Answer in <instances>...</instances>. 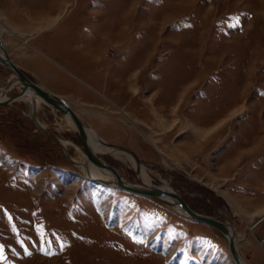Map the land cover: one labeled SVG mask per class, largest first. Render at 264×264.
Instances as JSON below:
<instances>
[{"label":"rangeland","instance_id":"rangeland-1","mask_svg":"<svg viewBox=\"0 0 264 264\" xmlns=\"http://www.w3.org/2000/svg\"><path fill=\"white\" fill-rule=\"evenodd\" d=\"M0 26L9 57L46 89L73 52H97L98 73L128 71L91 101L66 100L189 207L229 224L246 264H264V0H0ZM11 76L0 64V87ZM31 104L0 105V264H235L214 226L87 178L29 118L81 147L63 112Z\"/></svg>","mask_w":264,"mask_h":264},{"label":"bare ground","instance_id":"bare-ground-1","mask_svg":"<svg viewBox=\"0 0 264 264\" xmlns=\"http://www.w3.org/2000/svg\"><path fill=\"white\" fill-rule=\"evenodd\" d=\"M3 27V30L5 29L6 31V26L4 25H1ZM1 26H0V45L1 47L4 48V45L2 44L1 42V36H2V29H1ZM9 32H12V33H15L14 30H9ZM5 49V48H4ZM0 53H1V50H0ZM7 53V51H6ZM8 55V53H7ZM9 56V55H8ZM10 58V57H9ZM10 60L12 61V59L10 58ZM13 62V61H12ZM14 63V62H13ZM1 64V63H0ZM15 64V63H14ZM15 66L17 68L20 69V67H18L16 64ZM22 70V69H20ZM23 71V70H22ZM24 72V71H23ZM24 74L26 75V73L24 72ZM27 76V75H26ZM12 79H10L9 81L6 82V85L3 86V87H0V99H3L6 97V93H4V89L6 88L7 91L9 89H11L12 87L14 86H17V85H20L22 86V83L21 81H19L16 76H11ZM28 77V76H27ZM29 78V77H28ZM31 80V79H30ZM32 81V80H31ZM34 82V81H33ZM36 83V82H34ZM39 87H41L42 89H45L47 91H49L48 89L44 88L43 86H41L40 84L36 83ZM50 93H52L51 91H49ZM53 95L55 96H58L54 93H52ZM60 97V96H58ZM62 98V97H60ZM28 100L29 103L31 104L32 102L35 103L36 106H38L40 103H46L48 105H50L51 107H54L51 105V103L46 100L45 98H43L41 95L37 94V93H34L32 92L30 89H27L26 92L17 97L15 101L17 100ZM63 100H65L64 98H62ZM66 101V100H65ZM153 102V101H152ZM66 103L69 105V103L66 101ZM154 103V102H153ZM34 105V106H35ZM32 106V104H31ZM70 106V105H69ZM71 107V106H70ZM55 108V107H54ZM71 109L74 111V109L71 107ZM74 113L77 115V113L74 111ZM64 114V113H63ZM148 114H152L151 112H148ZM154 115V114H153ZM29 116L31 118H34L35 122L37 123V127L40 129V128H45L47 129L44 124H42L38 119L37 117L35 116L34 112L32 111V109L30 110L29 112ZM65 119L67 121V123L75 130L74 128V125L71 121V119L65 115ZM78 116V115H77ZM79 118V116H78ZM80 119V118H79ZM81 121V119H80ZM82 122V121H81ZM210 122V121H209ZM208 123V122H207ZM207 123H204L207 124ZM83 124V123H82ZM84 128H85V132L87 134V137H88V140H89V146L92 150V152L96 155V156H99L98 154H101V153H111L117 157H119L120 159H122L124 162H126L128 164L129 167H131L133 170L136 171V174H137V178L139 179L138 182L136 183H130V182H124L125 184H129V185H135V186H146V187H150V186H155V187H158L160 189H162L164 192L162 194H159V196L155 197L153 196L154 198L156 199H159L161 201H164L166 204L170 205L171 207H173L175 210H177L178 212L184 214V215H187L189 216V214L184 211L182 208H180L177 204H176V198L174 196H172L171 194H169V192H175L171 186L169 185L168 181L166 179H164L162 176H160V174L158 173H154L153 171L151 170H148L143 164H141L139 162V159L138 157L134 154L133 151H130V149L126 148V147H122V146H116V145H113L109 142H107L105 139H103L101 136H99L97 134V132L92 129V128H89L87 126H85L83 124ZM195 130H198V128H195ZM41 130V129H40ZM48 130V129H47ZM50 132V131H49ZM51 133V132H50ZM53 134V133H52ZM54 135V134H53ZM55 136V135H54ZM57 137V136H56ZM58 138V137H57ZM58 140L60 141L61 145L65 148V150L67 151V154L70 158H68L70 161H72L73 163H75L79 169L83 172V174L85 175L86 173H88L91 177L93 178H99V179H102V180H105V182H101V183H104V184H107V185H113V182L115 181V177L113 175V173L103 167V166H100L98 164H95L93 161H91L86 155H85V152L82 148V146H78L76 145L74 142H72L71 140H68V139H60L58 138ZM70 146H74L76 148V155H71L68 151V148ZM100 157V156H99ZM101 159H103L102 157H100ZM105 160V159H103ZM88 178V177H87ZM91 180H94L92 178H90ZM152 179H158L161 183L160 185L156 186V185H153L152 184ZM94 181H97V180H94ZM100 182V181H98ZM129 191V190H128ZM130 192H133V193H137V192H134V191H130ZM144 195H147V194H144ZM150 196V195H149ZM152 197V196H151ZM200 221V220H198ZM203 222V221H201ZM205 224H208L210 226H212L211 224L207 223V222H204ZM227 227L229 229V231L231 232V234L233 235V241H234V244H235V248H236V252H237V256L239 258V260L242 262V264H246L244 262V260L242 259V257L240 256L238 250H237V243H236V235L234 233V229L229 225L227 224ZM224 236L226 237V235L224 234ZM227 238V237H226ZM235 263V262H234ZM236 264V263H235Z\"/></svg>","mask_w":264,"mask_h":264},{"label":"water","instance_id":"water-1","mask_svg":"<svg viewBox=\"0 0 264 264\" xmlns=\"http://www.w3.org/2000/svg\"><path fill=\"white\" fill-rule=\"evenodd\" d=\"M0 50H1L0 63L3 66H5L9 71H11L14 74V76H16V78L19 81H21V83H22L20 90L16 91L13 95H10L8 97L0 99V105L8 104V103L15 101L17 97L23 95L27 89H30L32 92L37 93V94L41 95L43 98H45L46 100H48L52 106L57 108L59 111L63 112L65 115H67L71 119V121L74 125V128H75L76 134L78 136V139L80 141V144H81V146L85 152V155L91 161H93L95 164L103 166V167L109 169L113 173V175L115 177V181L113 182L114 186H118V187L124 188V189L129 190V191H134V192H137L140 194H147V195L155 196V197L159 196V194H162L164 192L162 189L155 187V186H150V187L140 186L139 187V186H135V185L125 184L124 182H122L119 175L117 174V171L115 170V168L108 161L101 159L99 156H96L92 152V150L89 146V140H88V137H87V134L85 132V128H84L82 122L80 121L78 116L74 113V111L71 109V107L66 103V101L63 100L62 98L58 97V96L53 95L52 93H50L47 90L42 89L36 83L31 81L30 78H28L22 70H20L19 68H17L15 66V64L10 60L5 49L3 47H1V45H0ZM3 91L5 93V92H7V89L5 88ZM29 118L31 119V121L35 125H37L34 118H31V117H29ZM40 129L42 131H44L45 134L52 141L57 143L62 148V151L65 154V156L70 158L67 154V151L61 145L60 141L58 140V138L56 136H54L52 133H50L45 128H40ZM85 176L88 178H92L94 180L100 181V182H105V180L91 177L88 173H86ZM169 194H171L172 196H174L176 198V204L180 208H182L184 211H186L191 218L196 219V220H200L203 222H207V223L211 224L212 226H214L215 228H217L220 232L225 234L227 237L228 250H229V253H230L233 261L236 264H242V262L239 260V258L237 256L235 244L233 241V235L229 231V229L227 227V223L225 221H222V220L215 218L213 216H210V215H207V214L193 210L191 207H189L187 205V203L176 192H169ZM263 216H264V212L260 215L259 218H261Z\"/></svg>","mask_w":264,"mask_h":264},{"label":"crops","instance_id":"crops-1","mask_svg":"<svg viewBox=\"0 0 264 264\" xmlns=\"http://www.w3.org/2000/svg\"><path fill=\"white\" fill-rule=\"evenodd\" d=\"M91 47L92 46H90V48ZM94 56L98 57L97 52L96 53L88 52L87 55L83 52H77V53L73 52L72 56L68 58L57 57L62 63V67L64 71L62 72V71H57V70H51L50 71L51 73L48 75V77L43 78L42 83L46 84V87L49 91L64 98L65 100L68 99L69 97L70 99H74V100L76 99V100H81V101H91L92 99L95 98L93 95L92 89L93 90L94 89H104V90L113 89L114 87L111 85L115 84L116 82H119L120 84H122V81L124 82V84L127 83L126 78H125L127 74L125 73L128 71L126 70L125 72L118 74L120 78L116 77L117 75L116 71L114 73H103V72L98 73L96 71H93L91 69L92 68L91 62L94 59ZM43 65L45 64L43 63ZM95 65H99V64L96 63ZM65 67L67 69L68 67H71V69H75L76 72L74 71L71 72L70 69L67 70ZM137 72L139 76H142L144 74L143 73L144 71L138 68L134 69L133 74ZM133 80L134 78H131L129 80V84H131ZM66 101L68 102V100ZM69 105L74 109V111L77 113V115L81 119L80 113L70 103ZM143 105L145 106L144 112L146 113V115L148 114V112L152 113L149 116V117H152V119L157 120L162 115V113H160L162 111L161 104H159L158 106V104L154 102L151 104V106H148L145 100L143 101ZM151 107L153 108V110L150 111ZM123 113L126 114V112H123ZM82 123L84 124L83 121ZM89 128H92V127H89ZM92 129H94L97 133H99L95 128H92ZM99 135L103 139H105L104 136L101 135L100 133Z\"/></svg>","mask_w":264,"mask_h":264}]
</instances>
